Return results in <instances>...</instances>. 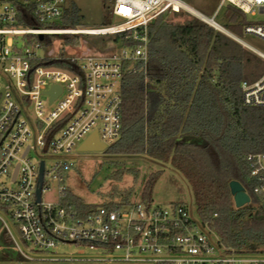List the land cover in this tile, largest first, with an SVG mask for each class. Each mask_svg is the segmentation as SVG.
<instances>
[{
  "label": "built area",
  "instance_id": "built-area-1",
  "mask_svg": "<svg viewBox=\"0 0 264 264\" xmlns=\"http://www.w3.org/2000/svg\"><path fill=\"white\" fill-rule=\"evenodd\" d=\"M222 5L245 17L264 12V0H222ZM65 10V0H0V226L18 254L26 264H264V251L238 254L224 248L181 206L136 203L82 211L68 203L65 180L75 161L73 149L79 153L93 134L106 150L119 139L120 81L125 64L147 63L146 26L183 10H174L172 0H113L111 14L118 23L85 32L53 28ZM125 32L139 45L112 57L84 56V47H66L60 58L36 55L47 47L43 38ZM242 33L264 42V24L245 25ZM226 35L264 62V55ZM50 47L53 53L58 43ZM239 90L244 107L264 108V74L241 82ZM47 160L54 162L50 169ZM246 163L257 200L253 208L264 216V155H249ZM50 187L55 198L44 202ZM64 245L78 251L68 255ZM84 248L94 254L86 255Z\"/></svg>",
  "mask_w": 264,
  "mask_h": 264
},
{
  "label": "trees",
  "instance_id": "trees-1",
  "mask_svg": "<svg viewBox=\"0 0 264 264\" xmlns=\"http://www.w3.org/2000/svg\"><path fill=\"white\" fill-rule=\"evenodd\" d=\"M195 10V9H194ZM208 19V18H207ZM220 27L239 39L251 24L230 5H224ZM75 6L64 11L56 29L80 27ZM25 27H29L27 23ZM109 26L101 27L106 28ZM147 63H127L120 81V134L104 155L110 158H146L167 164L187 182L198 221L226 249L238 254L264 251V219L256 214L246 157L264 155V108L244 107L239 85L258 80L264 62L207 24L179 11L167 12L146 26ZM142 28L135 33L140 36ZM62 38L63 46L84 47V56L107 58L139 45L132 32L105 36H67L40 39L50 44ZM132 68V69H131ZM108 180L121 183L125 176L137 181V172L112 162ZM157 178L145 182L142 202L148 204ZM237 182L250 199L236 210L229 183ZM133 189L112 190L118 204L128 205ZM68 203L86 211L82 201L70 193ZM253 215L252 218H249Z\"/></svg>",
  "mask_w": 264,
  "mask_h": 264
},
{
  "label": "rangeland",
  "instance_id": "rangeland-1",
  "mask_svg": "<svg viewBox=\"0 0 264 264\" xmlns=\"http://www.w3.org/2000/svg\"><path fill=\"white\" fill-rule=\"evenodd\" d=\"M180 1L195 9L200 15L208 18V20H213L212 22L216 26L220 27L222 25L220 19L224 6H221L222 0ZM112 5L113 0H65V8L68 9L71 6H75L79 10L81 18L80 27L76 28V30L83 32L103 29L101 27L117 24L118 21L111 14ZM181 12L189 17H193L185 11ZM246 19L252 24L263 25L264 12L252 18L246 17ZM239 39L256 52L264 55V42L254 37L246 36L243 33L239 36ZM55 41L58 43V49L52 53L51 58L64 57V48L66 47L62 44V38H55ZM67 47L80 50L83 46L78 45L75 48L71 46ZM36 55L39 58L49 56L46 50H39L36 52ZM71 155L75 157V161L66 175L65 186L68 192L80 199L85 206L93 207L106 206L110 203L118 204L121 198L117 195H114V197L110 196V192L114 189L119 192L133 189L132 195L128 198L129 204L144 203L142 202L144 184L150 176L157 175L149 193L150 200L148 205L153 208H166L171 205L181 206L188 211L193 220L198 221L196 207L189 185L169 165L146 158H110L106 157L104 153H76L74 149ZM110 162L114 165L121 163L125 169L136 171L137 181L134 182L132 176H125L121 183L109 181L108 176L113 172L114 168V166L109 164ZM53 164L54 162L52 160L45 161L46 169H50ZM54 198L55 189L50 187V191L43 195V201L52 202ZM60 248L68 255L76 254L78 251L73 245H64L60 246ZM25 249L27 253L33 251L29 245ZM83 252L86 255L94 254L87 248H84ZM0 264H26V261L18 254L16 248L2 231L1 226Z\"/></svg>",
  "mask_w": 264,
  "mask_h": 264
},
{
  "label": "water",
  "instance_id": "water-1",
  "mask_svg": "<svg viewBox=\"0 0 264 264\" xmlns=\"http://www.w3.org/2000/svg\"><path fill=\"white\" fill-rule=\"evenodd\" d=\"M201 21V20H200ZM210 23H212L213 25H215L212 20H209ZM203 22V21H201ZM204 23V22H203ZM207 24V23H205ZM208 26H210L211 28H213L214 30L218 31L221 34H225L226 32H224V30H222L221 28L218 30L216 28H214L212 25L207 24ZM55 94L52 92L51 94V101L54 99ZM106 151L105 146H103L102 144L99 143L96 134H93L79 149L78 152L79 153H104ZM41 177H42V165H40V173H39V179H38V183L40 184L41 182ZM229 192L230 195L232 197V201H233V205L234 208L236 210L241 209L245 206H248L250 203V199L249 197L246 195V193L244 192L243 188L239 185V183L237 182H231L229 183ZM37 195V201L39 200V188L36 192ZM253 215H250L249 218H252ZM258 220H263L264 216H260L257 217Z\"/></svg>",
  "mask_w": 264,
  "mask_h": 264
},
{
  "label": "bare ground",
  "instance_id": "bare-ground-1",
  "mask_svg": "<svg viewBox=\"0 0 264 264\" xmlns=\"http://www.w3.org/2000/svg\"><path fill=\"white\" fill-rule=\"evenodd\" d=\"M173 6H174V10H179V8H181L183 11H185L186 13L190 14L191 16L203 21L204 23L213 25L212 23H210V21L205 18L204 16L200 15L196 10H194L192 7L182 3L179 0H172ZM214 28L216 29H220V27L213 25ZM102 29H98V30H91V31H101Z\"/></svg>",
  "mask_w": 264,
  "mask_h": 264
}]
</instances>
